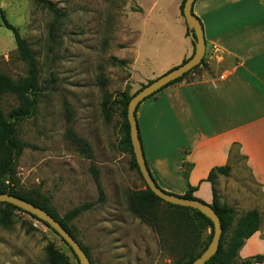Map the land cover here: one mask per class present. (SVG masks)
<instances>
[{
    "label": "rangeland",
    "instance_id": "1",
    "mask_svg": "<svg viewBox=\"0 0 264 264\" xmlns=\"http://www.w3.org/2000/svg\"><path fill=\"white\" fill-rule=\"evenodd\" d=\"M176 1L0 0L7 22L27 42L38 73L35 113L16 123L24 149L16 160L13 186L39 194L60 219L92 204L67 222L92 264H183L201 251L210 233L209 228H199L191 234L183 228L184 213L164 202L141 218L132 204L145 187L130 168V155L119 148L124 123L120 96L132 97L148 84L143 74L183 41ZM137 43L141 51L136 63ZM26 70L12 33L0 20V74L16 82ZM104 101L107 116L102 113ZM17 105L13 96L0 97L4 116ZM231 156L233 180L243 195L251 190L249 172L237 149ZM91 168L98 172L103 202L98 201ZM2 209L0 264H53L46 253L49 245L69 264H77L41 222L14 211L4 223ZM230 236L228 232L224 244ZM241 261L238 256L235 262Z\"/></svg>",
    "mask_w": 264,
    "mask_h": 264
},
{
    "label": "crops",
    "instance_id": "2",
    "mask_svg": "<svg viewBox=\"0 0 264 264\" xmlns=\"http://www.w3.org/2000/svg\"><path fill=\"white\" fill-rule=\"evenodd\" d=\"M180 3L176 1L178 10ZM178 13L183 41L179 47L171 46L161 63L153 62L143 74L146 81L193 54ZM192 13L203 29L205 66L191 75L194 79L170 85L139 105L138 137L146 167L166 193L182 197L190 186L195 188L192 196L210 206L212 185L205 181L209 172L230 167L228 176L216 175L214 188L219 202L233 207L238 217L251 210L259 213V230L238 255L250 259L264 254V0H196ZM140 51L137 43L136 63ZM233 149L250 176L251 190L243 195L233 180Z\"/></svg>",
    "mask_w": 264,
    "mask_h": 264
},
{
    "label": "trees",
    "instance_id": "3",
    "mask_svg": "<svg viewBox=\"0 0 264 264\" xmlns=\"http://www.w3.org/2000/svg\"><path fill=\"white\" fill-rule=\"evenodd\" d=\"M184 2L185 0H181V3L179 5V11H180L181 16H182V8L184 5ZM47 5H48L49 10L51 11L50 4L47 3ZM0 20L3 26L12 33L19 59L23 61L27 66L26 76L16 82L11 80L9 77L3 74H0V97L13 96L18 101V105L12 108L9 111L7 116H4L2 111L0 110V194H7L10 196L17 197L47 212L54 220H56L73 237V239L79 244L83 252L89 258L86 248L83 247L74 238V236L71 234V232L67 228V222H69L70 220L75 218L77 215H79L80 212L91 208L92 204L85 203L77 208H74L71 211H69L62 219H60L49 207H47L44 200L41 199L39 194L36 193L35 195H32L30 193H25L23 191H19L15 189V187L13 186V178L15 176L16 160L24 149V144L18 140L17 135H16V123L22 120L30 119L35 113L36 105H37L36 104V93L38 91V73L34 65L32 53L29 49L27 42L23 38L20 37L17 29L11 26L7 22L5 15L1 8H0ZM54 22H55V17H54ZM186 36H188V30L186 31ZM112 60L114 63H117L119 66H125V62L123 60H117L115 58H113ZM204 66H205V61L204 59H202V61L197 67L193 68L191 71L184 74L181 78L170 82L167 86L163 87L162 89L170 85L180 83L184 80L187 81L186 79L192 74H195L198 68H201ZM150 82L151 81H149L148 83ZM162 89H160L159 91H161ZM159 91L155 92L150 97L154 96ZM130 98L131 97H127L123 95V96H120L118 100V107L121 110V116L124 121L123 127H122V136L119 141V148L122 151L127 152L130 155L131 157L130 168L136 170L140 176L138 167L135 163L134 156L132 153V148H131V143H130V138H129V127H128V123L126 119V108H127V104ZM107 103H108L107 101H104L102 104V113L105 116H107L108 108H109ZM139 105L137 106L136 111ZM88 156L90 157L91 155H88ZM190 166L191 165H189V167ZM91 172L93 175V180L95 183L96 191L98 193V201L103 202L105 199V196H104L103 190L99 183L98 172L94 168H91ZM229 172H230L229 166L215 168L209 172L205 180L206 182H209L212 185L213 203L212 205H210V207L213 209V211L217 215L220 221L221 229H222L218 249L216 253L205 264H237L235 261L238 258L239 251L244 245V242L259 230L260 215L256 210L245 212L238 217L233 207H229L226 204H222L219 202L215 188H214L215 177L216 175L228 176ZM182 176L185 180H187V170H184L182 172ZM143 184H144L145 189L139 194L135 195L134 203L132 204V206L135 207L136 212L139 214L141 218L147 215H150V211L153 210V207L157 202H163L151 193V191L146 187L144 182ZM194 190L195 188L188 186L186 193L182 197L185 199L195 200V201L204 203L201 200L194 198L192 196V193ZM165 204L171 208L177 209L181 211L182 213H184L183 228L190 231L191 234L192 233H194V235L197 234L199 228H209L210 229V233L201 251L194 256H190L188 260L185 263H183V264H190L195 258H197L207 248L208 244L210 243L212 234H213L212 222L209 219H207L205 216L200 214L197 210H193L190 208H183L179 206H173L167 203ZM1 208H3L1 213L3 215L2 222L4 223L5 221H8V219L12 216L14 211H19L21 213H24L28 215L29 217H31L32 219L38 221L35 217L27 214L24 211H21L20 209H17L16 207L12 205H9L6 203H0V209ZM234 221H235V227L233 229H230ZM42 224L46 228L51 230L46 224L44 223ZM51 231L55 235H57L53 230ZM228 232H231V236L228 242L224 244V238ZM61 241L65 244V242L62 239ZM65 245L67 246V244ZM67 248L69 249L75 261L77 262V259L72 253L71 249L68 246ZM46 253H47L49 260L53 264H69L67 259L64 256L60 255L57 251H55L51 245L47 246ZM254 258H255V263L251 262L250 259H245L241 261L239 264H260L264 262V254L257 255ZM90 263L92 264L91 261Z\"/></svg>",
    "mask_w": 264,
    "mask_h": 264
},
{
    "label": "water",
    "instance_id": "4",
    "mask_svg": "<svg viewBox=\"0 0 264 264\" xmlns=\"http://www.w3.org/2000/svg\"><path fill=\"white\" fill-rule=\"evenodd\" d=\"M195 1L196 0H185L182 8V17L188 29V37L194 46V52L192 56L181 65L152 80L150 83L146 84L143 88L134 93L127 104L126 119L129 127V138L135 163L138 167V171L143 182L151 191V193L164 203L197 210L200 214L212 222L213 234L210 243L208 244L207 248L190 263L205 264L218 249L219 240L222 233L220 221L209 205L199 201L189 200L180 196L166 193L156 186L145 164L140 140L138 137V128L135 117L136 108L143 100L167 86L170 82L181 78L184 74L197 67L202 61L205 54V42L202 25L192 13V5ZM0 203L12 205L17 209H20L21 211H24L27 214L35 217L38 221L46 224L65 242V244H67L76 257L78 264H91L89 258L83 252L79 244L47 212L22 199L7 194H0ZM250 261L255 263V258H250Z\"/></svg>",
    "mask_w": 264,
    "mask_h": 264
}]
</instances>
